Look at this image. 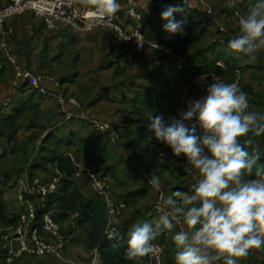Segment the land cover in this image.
Instances as JSON below:
<instances>
[{
  "label": "crops",
  "instance_id": "0c3cea01",
  "mask_svg": "<svg viewBox=\"0 0 264 264\" xmlns=\"http://www.w3.org/2000/svg\"><path fill=\"white\" fill-rule=\"evenodd\" d=\"M7 1L0 0V6L6 4ZM83 4H86L84 0ZM87 4L91 3L89 2ZM254 4L255 0H216L217 12L223 14L227 12L231 13L237 6H242L248 11ZM193 16L197 27L203 30L202 42L197 48V50H201L200 54L202 53V55L198 59L207 56L210 59L218 60L217 62H221L226 68V71L228 70V62L232 66L235 65L234 75L229 76L227 73H223L220 80L229 83L237 81L240 87H245L246 89L248 87L247 90L250 92L249 100L252 97L253 103L255 95L259 93L264 94V49H261L252 58L244 54L233 53L231 50L221 46L215 47L204 37L209 28L212 30L211 27L214 25H211L209 23L210 21L202 14L194 13ZM121 19H126L123 13L121 14ZM205 20L209 22L207 21V23ZM8 25L14 30L10 41L13 50L19 56L20 62L38 74L57 73L64 83L67 84L66 91L69 93L68 108L71 112L79 115L85 111L94 119L110 121L112 123L125 122L128 119L127 122L130 124L136 118L147 120L145 128L146 135L143 138L135 140L137 125L132 126L131 135L128 138L122 137L123 143L130 149L129 153L132 154L133 158L148 173L154 169L157 170L161 176L162 187L165 189L167 195L176 190L183 192L190 191L184 190L187 183L193 185L198 177L193 173L194 171L190 166H186V158L183 156H174L175 160L167 161L163 159L166 161L163 162L161 160L162 158L158 155V151L167 149V146L158 142L149 131L150 118L152 116L149 112L150 106L159 100H164V92L171 87L170 79L173 75L177 74L174 60L171 57H162L159 61V67L152 75H148L149 73L146 69L147 61L144 60L136 64V66H139L138 74H134V71H131V74H129L130 70L128 71L120 67L112 54L116 46V41L114 34L109 30L97 29L92 35L88 36L75 35L67 28L49 29L42 18L31 13L10 18ZM229 28L234 30L235 26L230 24ZM236 34L238 35L239 32L236 31ZM53 41L58 42V45L53 46L51 43ZM64 44L66 46L69 45V49L66 51H64ZM73 46H75L76 53L70 62H66L64 56L68 52L70 54L74 53L72 51ZM182 59H186L187 61L186 56L182 57ZM4 64L5 66L0 69V104L13 93V90H15L13 83L16 81L12 67L6 61H4ZM135 77L137 80H135ZM141 79L143 80L142 82H140ZM136 82H138L137 85ZM33 92V88L21 86L17 90L15 97L17 102L14 105L18 106L20 102L26 101L28 96ZM198 95L199 91L195 89L182 90L175 101L164 105V110L160 114H163L166 119L168 117L179 118V112L186 110L187 103L190 100L197 99ZM34 99L40 105V118H49L56 121L55 125L48 128L42 123L41 128H45L46 132L50 131L60 137L76 135L84 140L87 147L97 149L99 155L104 158L106 141L98 140V133L94 129L92 130L90 128L91 126L85 123L86 121L74 118L64 124L63 117L57 108L46 109L44 106L47 100H51L57 105L53 97L36 92ZM255 110L256 106L252 111L255 112ZM9 112V110H6L2 115H6ZM141 124L139 123V125ZM30 128L33 130L35 127ZM20 140L23 142V138H20ZM105 152H109V154L117 157L116 153L111 152L109 149ZM66 153L72 155L75 166L82 164L90 166L93 169V166L96 165L97 160L88 154L80 152L79 146L77 145L67 147ZM5 160L14 162L12 160H16V158H14V155L10 156L8 154ZM261 162H264L263 158H261ZM108 164L110 163L108 162ZM122 165L126 164L122 163ZM109 166L111 172L121 174L120 166L117 163L110 164ZM32 170L41 177H48L51 174L42 171L44 173L42 176L39 173V169L34 168ZM187 172L195 181L189 178L190 175L188 176ZM13 178L15 179V177ZM124 180H128V178L125 177ZM128 182L129 189L137 185H144L148 191V195L144 199L149 200V202H140L132 209L133 215L139 218L138 222H155L159 215L153 214L151 208H149V205L155 199V193L141 179H138L136 183L130 180ZM76 183L81 193L90 199L94 198L91 184L86 176L82 177ZM118 185L116 182H112L113 189L119 193L123 187ZM5 187L11 188V182ZM3 188L0 189L9 205L10 214L14 211L22 212L23 209H21L17 198L14 199L16 204H12L8 200L10 191ZM144 199H141V201ZM12 205H16V207H12ZM56 211V208L51 210L52 214ZM137 213H139V216H137ZM70 220L72 221L69 222ZM129 225L132 226L133 224L128 222ZM61 227L66 232H70V235L73 237L67 245L65 259L46 258L39 260L26 258L20 264H102L97 250L88 248L89 228L86 224L80 226L78 221L72 216L69 220L61 222ZM162 232L169 240L172 239L171 233L167 231H161L158 234L161 236ZM160 236L157 235L156 239L161 240ZM74 238L75 242H72ZM166 242L169 243V248H174L173 244L171 245L167 240ZM250 253L262 257L261 249H251ZM241 258L245 260V257ZM140 259L143 260L144 257ZM245 261L238 264H247Z\"/></svg>",
  "mask_w": 264,
  "mask_h": 264
},
{
  "label": "clouds",
  "instance_id": "9594fccd",
  "mask_svg": "<svg viewBox=\"0 0 264 264\" xmlns=\"http://www.w3.org/2000/svg\"><path fill=\"white\" fill-rule=\"evenodd\" d=\"M99 17L115 14L118 0H84ZM179 5L161 12L164 30L183 34V21L174 13ZM239 34L227 48L254 58L264 49V0L238 17ZM248 94L237 81L213 78L205 94L190 100L179 118L163 114L150 118L149 131L175 157L199 173L190 192L161 196L155 222L134 223L127 232L125 260L152 254L161 231L172 233L175 264H237L251 249L264 248V153L253 148L264 135V115L249 111ZM113 135H116L113 133ZM243 138V139H242ZM147 186L159 193L161 176L154 169ZM175 230V231H174Z\"/></svg>",
  "mask_w": 264,
  "mask_h": 264
},
{
  "label": "built area",
  "instance_id": "2783aa9c",
  "mask_svg": "<svg viewBox=\"0 0 264 264\" xmlns=\"http://www.w3.org/2000/svg\"><path fill=\"white\" fill-rule=\"evenodd\" d=\"M118 2L120 4L119 10L106 17L97 16L94 12V6L83 4V0H8L6 4L0 6V69L5 66L4 61H6L14 70L16 78L13 83L15 90L0 104V115L3 113V109L10 111L17 90L21 86L27 85L40 94L53 97L57 103L58 111L64 117L63 120L70 121L79 118L89 122L97 133L106 135L109 140L115 142L116 139H119L120 129L117 124L94 119L85 111L77 115L69 110V97L61 78L47 73H35L20 62L19 56L13 50L10 41L14 30L8 25V20L18 15L34 14L42 18L49 29L67 28L75 35H87L98 28L109 30L114 34L116 40V46L112 51L113 55L120 56L122 59L125 58L130 63L136 61L137 53L161 48L158 42L149 39L148 30L151 25H158L166 21L161 19L160 14L167 5H179L184 9V11L174 13V15L181 16L190 12L202 14L209 21L215 22L221 32L216 37V41L223 46H227L229 41H227L228 30L216 19L219 15L216 0H121ZM122 13L126 18L125 20L121 19ZM231 14L232 16H228L227 13H222V16L225 19L231 18L238 25V17L245 13L242 6H237ZM229 36L231 35L229 34ZM216 63L224 67L221 62ZM153 65L154 63L147 62L146 69L148 72L153 71ZM176 65L182 69L189 63L186 59L179 58ZM214 77L221 79L222 75L211 72L198 78L199 95L197 99L205 94L207 84L212 82ZM121 151L124 153L125 159H128L129 156L125 153V149L122 148ZM160 155L170 159V161L175 160L170 149L162 150ZM141 172L146 179L147 173ZM62 176L57 171L48 179L41 177L31 179L30 176L18 179L17 200L23 210L20 213L19 211L12 213V216H20L16 225L0 227V251H4V264H16V259H21L23 256L39 259L66 258L68 241L72 236H68L62 231L61 223L56 221L52 212L44 213L38 219V211L44 207L45 199L57 191ZM81 176H86L89 179L94 193L104 200L109 219L124 213L127 204L124 200L113 197L109 176L98 173L90 166L77 164L74 177ZM154 193L155 200L152 211L159 215L157 205L161 203L160 197L167 196V193L163 187L159 193L155 191ZM116 230L115 227L107 230L109 238L115 236ZM153 243L155 250L149 254V264H165V246L156 240ZM17 261L20 263L22 260Z\"/></svg>",
  "mask_w": 264,
  "mask_h": 264
},
{
  "label": "trees",
  "instance_id": "16d2710c",
  "mask_svg": "<svg viewBox=\"0 0 264 264\" xmlns=\"http://www.w3.org/2000/svg\"><path fill=\"white\" fill-rule=\"evenodd\" d=\"M243 12L246 13L247 10L243 8ZM193 14H194L193 12H190L186 15H181V16L174 15L176 20L184 22L183 34L180 33L172 34L165 31L163 26L164 24L167 23V21H164L163 23H160L158 25H151L148 30L149 39L158 42L161 48L159 49L154 48L136 54V62L144 60L147 62L154 63L153 71H149V72L147 71L149 73L148 75L154 74L157 68L159 67V61L161 60V58L167 56L171 57L174 60V66L177 70V74L173 75L170 79L171 87L164 92V100L162 101L159 100L157 101V103L152 104L150 106L149 112L150 115H152L151 117L160 115V112L164 110V105L166 103L175 101L179 97L181 91L185 89L184 87H189V90L191 89L198 90L197 81L201 75L208 74L211 72H215L219 75H223V73H227L229 76L234 75L235 65L232 66L229 62L227 63L228 70L226 71L225 67H221L217 65L216 62L218 60L210 59L207 56L198 59L200 55H202V53L200 54L201 50L199 49L197 50V48L202 42L203 30L197 27ZM227 14L228 16H232V14L229 12H227ZM205 21L207 22V20ZM210 23L211 25L214 26H212V30L208 27L209 30L205 33L204 37L209 43L213 44L215 47L216 46L224 47L218 41H216V37L221 32L219 31L218 27L215 25V22L210 21ZM230 24L227 23L228 27ZM236 31L239 32V26H236L234 30L228 28L227 31L228 38L226 36L227 41L234 38L237 35ZM229 34L231 36H229ZM184 56L187 57V62L189 63V65L182 69H179L176 65V61ZM114 57H120V56H114ZM116 62L120 65V67L126 69L125 65L120 63L119 58L116 59ZM62 82L64 81L62 80ZM23 86H27V85H23ZM241 89L245 91L247 94L248 93L250 94V92L247 90L248 87L247 89L245 87H241ZM33 91L35 93L37 92L34 89ZM34 92L28 96L26 101L20 102L18 106L14 105L17 102V99L16 100L14 99L10 112L7 113L6 115H2V114L0 115V163L5 160V157L8 154L10 156L16 155L21 150L22 148L21 146L23 145H26L29 149H35V153L29 159V160H33L34 158H36L34 165L32 166V168H30L29 171V176L31 179L38 176V173L32 170L34 168L40 169L41 171H45L47 173L53 170V174L59 171L63 175L60 183L58 184L57 191L45 199L44 207L38 211V219H40L44 213L51 212V210L56 208L57 211L53 213V216L56 219V221H58L59 223L65 222L69 220L72 216H74V219L78 221L80 226H83L84 224L88 226L89 228L88 248L97 250L102 264H143L142 259L139 260V258L132 261L125 260L123 253L127 247V243H126L127 232L131 227V225L128 226V222L131 216L133 215L132 209L135 208L141 202V199H144L148 195V191L144 185L143 186L137 185L136 187H132V189H129L128 180L136 183L138 179H141L145 181V185L147 186L146 179L144 178V175L141 172V171L146 172V170L141 165H136L133 162V158L130 153L128 159L127 158L125 159V157L120 156L122 158L120 161L123 160L127 165L125 168L126 170L125 175L128 178V180H124L119 174H115L111 172L110 170L111 168L109 166L110 164H108V162L104 159L105 157L102 158L99 155L97 149H94L92 147H87V144L84 142V140L76 135L60 137L54 135L49 131L50 134L46 136L45 139L42 141L44 136L49 133L46 132V134L42 137L40 143L37 144L36 147L35 146L29 147L30 146L29 143L26 142H22L21 143L22 145L19 146L17 136L20 129L19 126L17 125L18 124L17 121L20 118H22L25 115H28L29 113H32V119L30 122L26 123L27 126L29 128L30 127L41 128V125L34 123V120L39 119L41 117L39 113L40 105L38 101L34 99V94H35ZM253 104L256 106L255 112L264 115L263 93H259L255 95L253 99V103L251 97V99L249 100V109H248L249 111L255 109V106ZM127 121L125 122L120 121L117 123L118 127L120 128V133H119L120 140H122L123 136L124 138H128L131 135L133 125H137L135 140L141 139L146 135L145 128H146L147 120L136 118L133 119V121L130 124H128L129 122ZM139 123L142 124L139 125ZM100 135L107 137L104 134H100ZM253 139H254V143L252 147L259 148L260 151L264 153V135L260 137H255ZM71 145L79 146L80 152L88 154L89 156L94 157L97 160L96 161L94 159L96 161V165L93 166V170L103 175H107V176L109 175L114 180V182L119 184L118 186L123 187V189L118 193L116 190L113 189L112 186L111 192L113 194V197L117 199H122L126 202L127 208L124 211V213L128 211L130 208L131 214H129L128 217L125 220H123L122 223L120 224L117 223L118 228L115 231L117 233L113 238L112 237L109 238L107 230L114 227L116 228V226L108 227L109 218L107 214V207L104 200L102 198H99L94 193L93 190L92 192L94 194L93 195L94 198L90 199L87 196H85L83 193H81V191L78 189V185L76 182H78L84 176L78 178L74 177L76 166L73 163L72 155L66 153L67 147ZM166 148L170 149L168 147ZM161 151L162 150L158 151V155L160 157H162L160 155ZM23 154H26V151H24ZM261 158H263L264 160V156H262ZM164 159L170 161V159H166V158ZM12 161H14L15 163L9 166L8 171H2L4 165L0 164V188L10 184V179L14 177V174L19 173L21 171L18 170V168H16V162L18 161L16 160H12ZM108 170H109V174H108ZM10 171H12L13 174ZM189 175L190 174H188V176ZM51 176L41 177V178L48 179ZM5 177L6 180L4 179ZM189 178L194 180V178L191 175L189 176ZM18 179L19 177L15 178L13 182H11V186L12 183H14L15 181L17 182ZM191 188H192L191 183H187L184 190L191 191ZM123 214L121 215V217L123 216ZM19 219H20L19 215L12 216V214H10L9 205L5 200L2 190L0 189V224H1L0 226L5 227V226L16 225ZM62 231L66 233L68 236H72L70 235V232H66L63 229ZM155 240L165 245L164 244L165 241L163 239L161 240L155 239ZM171 248H169V246H165V250H164L165 264H175V262L172 260H174V253L176 249L175 246L174 248L172 249ZM261 253H262V257H258L256 254L249 252V255L245 257V260H248V264H264V248L261 249ZM4 257H5L4 251L1 250L0 264H4ZM28 257L29 256H23L21 259L17 258L16 264H20L18 263L17 260H24Z\"/></svg>",
  "mask_w": 264,
  "mask_h": 264
},
{
  "label": "rangeland",
  "instance_id": "374dc122",
  "mask_svg": "<svg viewBox=\"0 0 264 264\" xmlns=\"http://www.w3.org/2000/svg\"><path fill=\"white\" fill-rule=\"evenodd\" d=\"M194 13H197V14H199L198 12H194ZM216 19H217V21H218V23L219 24H222V25H224L225 27H226V29L228 30V25H227V23H231L232 25H234L235 27L236 26H238L231 18H227V19H225L223 16H222V13H219V15L216 17ZM208 21V20H207ZM209 22V21H208ZM232 22H234V23H232ZM210 23V22H209ZM212 28V27H211ZM99 29V28H98ZM97 30V29H96ZM102 30V29H101ZM94 33V31L92 32V33H89V34H87V36L88 35H92ZM116 41V40H115ZM52 44H53V46H55V45H58V42H51ZM224 48H227V46L226 45H224ZM69 49V45H65L64 44V51H66V50H68ZM228 49V48H227ZM230 50V49H229ZM72 51L74 52V53H72V54H70L69 52L64 56L65 57V61L66 62H70L71 61V59L73 58V56L75 55V46H73L72 47ZM120 59V63L121 64H123V65H125V67H126V69L129 71V74H131V71H134V74H138V72H139V66L137 65L136 66V64L138 63V62H128L125 58L124 59H122L121 57H115V59ZM8 69V68H7ZM33 71V70H32ZM53 74V73H52ZM51 74V75H52ZM54 76H56V77H58V78H61L57 73H54L53 74ZM135 80H137V78L135 77ZM143 80L141 79L140 80V82H142ZM138 84V82H136V85ZM66 86H67V84H65L64 83V87L66 88ZM185 91H187V87L184 89ZM138 93V92H137ZM32 94V93H31ZM67 94H69L68 92H67ZM249 93H248V99H249ZM46 101V100H45ZM44 106H45V108L46 109H48V108H53V109H55V108H57L58 109V107H57V105L53 102V101H51V100H47L46 101V103L44 104ZM6 110H9V109H3L2 110V112H5ZM31 119H32V113H29L28 115H25V116H23L22 118H20L18 121H17V125L19 126V133H18V136H17V140H18V143H19V146L20 145H22L21 143V140H20V138H23V142H26V143H29V147H32V146H37V144H39L40 143V141H41V139H42V137L46 134V129L45 128H34L33 130H31L32 128H29L28 126H27V122H30L31 121ZM62 119H64V117L62 118ZM84 121V120H83ZM34 123H37L38 125H42V123H44L46 126H47V128L48 127H50V126H53V125H55L56 124V121H54L53 119H49V118H47V119H41V118H39V119H36V120H34ZM63 123L65 124V123H67V121H65V120H63ZM85 123H88L90 126V128H92V130L94 129L93 127H92V125L89 123V122H85ZM117 124V123H116ZM118 125V124H117ZM120 129V128H119ZM51 130V129H50ZM31 133V134H30ZM95 133V132H94ZM119 133H120V130H119ZM50 134V132L48 133V134H46L45 136H44V138L42 139V141L45 139V137L46 136H48ZM96 134V133H95ZM97 139L98 140H100V141H102V140H105L106 141V146H105V150H104V157H105V160L107 161V162H109L110 164H115V163H117L119 166H120V169H121V174H119L123 179H125V177H126V175H125V168H126V166L127 165H122L121 163H125L123 160L122 161H120L122 158L120 157V156H122V157H124V153H122V151H121V149L122 148H124L125 149V153L129 156V152H130V149L127 147V145L126 144H124L123 143V141L122 140H120V138L119 139H116V141L114 142V141H112V140H109L107 137H105V136H103V135H100V133H98V135H97ZM117 147V149H116V147ZM22 148H21V150L16 154V155H14V158H16V161H18V162H16V168H18V170H21L19 173H15L14 174V177L15 178H17V177H19V178H27V177H29V171H30V168H32V166L34 165V162L36 161V158H34L33 160H29L31 157H32V155L35 153V149H29L26 145H23V146H21ZM107 149H109L111 152H115L116 153V156L117 157H115V156H113V154H109V152H105V151H107ZM24 151H26V154H23V152ZM132 155V154H131ZM17 158H18V160H17ZM132 158H133V156H132ZM162 159V161L163 162H166L165 160H163L164 158L163 157H161ZM121 162V163H120ZM133 162L136 164V165H139V163L133 158ZM15 162H11V161H9V160H4L3 162H1L0 164L1 165H4L3 166V169H2V171H8V169H9V166L10 165H13ZM192 170L194 171L193 173L196 175V177H198L199 176V174L197 173V171L195 170V169H193L192 168ZM12 174H13V172L12 171H10ZM39 173L43 176L44 175V173L39 169ZM48 173H51L49 176H51L52 174H53V170L51 171V172H48ZM146 173L148 174V172L146 171ZM48 176V177H49ZM41 177V176H40ZM110 177V176H109ZM5 180H6V177L4 178ZM13 180H14V178L12 177L11 179H10V182H13ZM17 180V179H16ZM114 180L112 179V182H113ZM144 181V180H143ZM16 182V181H15ZM145 182V181H144ZM128 186H129V182H128ZM5 188V190H9L10 191V194H8V196H10V197H8V200L12 203V204H16V202L14 201V199L15 198H17V192H18V185H17V182L16 183H13L12 184V186H11V188H9V187H4ZM3 188V189H4ZM4 190V191H5ZM153 191V190H152ZM154 192V191H153ZM120 197V196H119ZM155 200V199H154ZM14 202V203H13ZM147 202H149V200H147V199H144V200H142L141 201V203H147ZM152 204H154V201H153V203ZM152 204H150L149 205V208H151V212L153 213V211H152ZM12 207H16V205L15 206H13L12 205ZM129 214H131V209L129 208V210L128 211H126L124 214H123V216L121 217V215L120 216H118V217H115V218H112V219H109V226L108 227H111V226H116V228L118 227V225H117V223L118 224H120V223H122L123 222V220H125L127 217H128V215ZM137 216H139V213H137ZM72 220H70L69 222H71ZM139 221V218L138 217H135L134 215H132L131 216V218H130V220H129V223H131V224H134V223H137ZM68 222V223H69ZM175 231V230H174ZM43 235V234H42ZM171 235H172V233H171ZM45 236V235H44ZM158 236H160V234H158ZM73 237H70L69 238V241H68V244L70 243V241H71V239H72ZM160 239H163L165 242H164V246H169V243L168 242H166V240L167 241H169L170 243H171V245L173 244V242H172V240H169V238H167L165 235H163V232L161 233V236H160ZM72 242H75V238H74V240L72 241ZM66 253H67V251H66ZM262 255V254H261ZM28 258H33V259H39V258H36V257H28ZM237 259V264L238 263H240V262H242V261H245V260H243L242 258H236ZM39 260H43V259H39ZM23 261V260H22ZM21 261V262H22ZM172 261H174V260H172ZM149 262H150V260H149V255L148 256H145L144 257V259L142 260V263L143 264H149ZM245 263H247L248 264V260H246L245 261Z\"/></svg>",
  "mask_w": 264,
  "mask_h": 264
}]
</instances>
